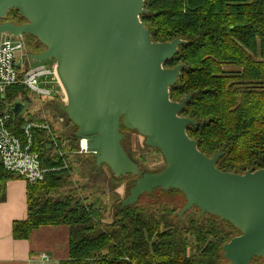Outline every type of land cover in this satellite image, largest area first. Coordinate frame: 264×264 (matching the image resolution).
Returning <instances> with one entry per match:
<instances>
[{
	"label": "trees",
	"instance_id": "16d2710c",
	"mask_svg": "<svg viewBox=\"0 0 264 264\" xmlns=\"http://www.w3.org/2000/svg\"><path fill=\"white\" fill-rule=\"evenodd\" d=\"M143 8L140 20L153 42H185L164 68L183 66L170 98L190 97L179 116L197 123L187 134L199 151L209 158L221 153L216 167L222 172L264 169V0H144ZM28 46L34 52L43 48L38 41ZM15 101L30 103L24 86L10 90L1 106ZM34 122L44 123L20 116L12 131L23 140L22 128ZM32 137L48 173L42 182L27 183L28 218L13 224V237L27 240L40 227L69 226L70 259L62 264H223V246L240 234L197 207L180 220L177 210L155 206L152 214L138 205L115 207L117 224L96 230L97 207L60 194L71 177L68 152L80 149L75 130L62 133L63 140L54 131L32 128ZM14 178L0 164V203Z\"/></svg>",
	"mask_w": 264,
	"mask_h": 264
},
{
	"label": "water",
	"instance_id": "95a60500",
	"mask_svg": "<svg viewBox=\"0 0 264 264\" xmlns=\"http://www.w3.org/2000/svg\"><path fill=\"white\" fill-rule=\"evenodd\" d=\"M143 7L144 0H0V18L18 9L29 21L2 26L0 32L32 34L47 46L32 58L56 60L68 99L61 108L99 168L106 165L116 176L135 171L120 144L121 119L126 128L143 130L161 151L166 173L147 175L123 206L156 187L178 190L187 201L179 217L197 207L241 229L242 235L223 247L226 264H250L264 257V169L222 172L216 167L221 153L209 158L199 151L187 134L197 123L179 116L190 97L170 98L183 66L164 68L185 42H153L140 20ZM24 108L16 101L8 111L18 119Z\"/></svg>",
	"mask_w": 264,
	"mask_h": 264
},
{
	"label": "rangeland",
	"instance_id": "374dc122",
	"mask_svg": "<svg viewBox=\"0 0 264 264\" xmlns=\"http://www.w3.org/2000/svg\"><path fill=\"white\" fill-rule=\"evenodd\" d=\"M27 23H29L28 19L24 18L18 9H12L5 17L0 18V27L5 25L20 27ZM11 36L13 35L10 32L1 31L0 41L4 38H10ZM21 37H23L26 43L32 66L45 65L50 68L57 66L55 59H48L45 62H39L32 58V56L44 54L47 50V46L42 44L37 37L32 34L23 35ZM37 41L43 46L40 52H34L30 50L28 46V44L34 45ZM29 98L30 103L26 104V109L22 113V116H25L27 120L32 119L34 121H43L63 140L62 133L67 131L73 132L74 130L77 133L78 127L76 125L70 121L69 122L73 126L66 125L69 123H67L66 117H64L66 113L61 107H66L68 99L59 79L57 81L56 91L51 97L41 100L32 96H29ZM122 128H124V130H122ZM119 134L122 136L120 144L129 160L134 165L135 171L133 173L116 176L106 165H102L99 168L93 154L89 153V151L84 153L81 152L80 141L79 153L74 152L70 154V152H68L70 155L69 162L72 165L70 171L71 177L68 180L67 186L60 191V194L71 195L84 205H95V207H97L96 210L100 215L99 221H95L96 230L106 229L107 227L108 229H112V226L114 227L117 224L113 211L114 208L118 206H120V209L122 210L126 207L138 205L140 209L149 210L152 214L156 212L153 208L159 206V208H168L169 211L177 210V215L179 217V214L187 201L184 195L183 198L178 193H172L171 191H174L173 189L165 190L162 187H156L149 192L140 194L133 205L123 206V203L131 197L132 190L139 182L144 180L147 175L160 176L165 174L167 171V163L161 151L150 144L149 136H147L143 130H130L125 127L123 119H121L119 124ZM201 215L204 216L202 211ZM174 217L175 216H173L172 219ZM180 220H183V217L180 218ZM235 228L240 232L239 236L242 235V230L237 227ZM223 258V264L229 262L224 256V250ZM255 259L264 260V257H255L253 261Z\"/></svg>",
	"mask_w": 264,
	"mask_h": 264
},
{
	"label": "built area",
	"instance_id": "2783aa9c",
	"mask_svg": "<svg viewBox=\"0 0 264 264\" xmlns=\"http://www.w3.org/2000/svg\"><path fill=\"white\" fill-rule=\"evenodd\" d=\"M57 81L56 67L31 65L23 37L11 36L0 41V164L7 172L28 184L44 181L48 173L41 166L39 154L33 150L32 128L45 129L50 134L51 128L45 123H27L22 128V140L12 131V122L17 119L8 111V106L14 102L1 105L6 102L10 90L18 85L24 86L29 96L36 99L49 98L56 91ZM81 149L82 153L87 151L82 141ZM59 153L63 157L64 153Z\"/></svg>",
	"mask_w": 264,
	"mask_h": 264
},
{
	"label": "crops",
	"instance_id": "0c3cea01",
	"mask_svg": "<svg viewBox=\"0 0 264 264\" xmlns=\"http://www.w3.org/2000/svg\"><path fill=\"white\" fill-rule=\"evenodd\" d=\"M27 185L17 177L6 185V201L0 203V264H62L70 259L69 226L40 227L27 240L13 237V224L28 218Z\"/></svg>",
	"mask_w": 264,
	"mask_h": 264
},
{
	"label": "bare ground",
	"instance_id": "6f19581e",
	"mask_svg": "<svg viewBox=\"0 0 264 264\" xmlns=\"http://www.w3.org/2000/svg\"><path fill=\"white\" fill-rule=\"evenodd\" d=\"M82 146H83V148H85V149L88 147L87 140H83V141H82Z\"/></svg>",
	"mask_w": 264,
	"mask_h": 264
}]
</instances>
